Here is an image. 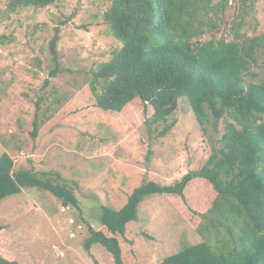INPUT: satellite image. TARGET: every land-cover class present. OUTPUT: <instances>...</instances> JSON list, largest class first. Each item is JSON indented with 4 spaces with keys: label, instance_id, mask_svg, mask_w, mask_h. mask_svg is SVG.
I'll list each match as a JSON object with an SVG mask.
<instances>
[{
    "label": "rangeland",
    "instance_id": "1",
    "mask_svg": "<svg viewBox=\"0 0 264 264\" xmlns=\"http://www.w3.org/2000/svg\"><path fill=\"white\" fill-rule=\"evenodd\" d=\"M111 1L58 0L9 13L8 0H0V156L8 154L16 171H56L75 182L80 206L65 207L32 188L0 201V248L22 264H114L101 245L90 253L84 245L88 226L101 224V207L121 209L145 180L170 185L199 171L224 133L223 120L217 126L211 121L205 131L183 101L165 136L159 135L163 123L147 128L145 120L153 113L148 107L144 114L140 101L119 114L96 107L94 73L120 48L105 19ZM204 1L210 8L201 41L242 43L264 34V0ZM57 27L62 71L44 87L54 66L49 43ZM263 79L260 49L245 81ZM37 102L52 117L33 139ZM197 225L202 222L186 218L166 196L148 197L140 205L139 220L128 226L136 236L139 264L204 242Z\"/></svg>",
    "mask_w": 264,
    "mask_h": 264
},
{
    "label": "trees",
    "instance_id": "2",
    "mask_svg": "<svg viewBox=\"0 0 264 264\" xmlns=\"http://www.w3.org/2000/svg\"><path fill=\"white\" fill-rule=\"evenodd\" d=\"M56 1L8 0L7 11L45 8ZM227 1L222 0L223 5ZM209 8L204 0H112L105 12L109 34L120 48L94 73L96 107L119 114L140 101L144 114L148 107L152 110L145 120L150 131L164 124L160 136L174 126L168 121L179 101L188 104L205 131L211 121L215 126L225 123L218 147L199 171L170 185L145 180L121 209L101 207V224L98 229L88 226L84 245L89 253L92 246L101 245L114 264H139L136 236L128 226L139 220L141 203L156 194L166 196L186 218L191 215L202 222L196 227L206 240L159 261L150 258L148 264H264V79L245 81L258 51L264 49V34L242 43L224 38L203 42V18ZM59 41L57 27L49 43L54 66L44 87L62 71ZM51 117L39 102L35 104L33 139ZM25 188L80 209L75 182L56 171H16L4 153L0 201ZM0 264L22 263L0 248Z\"/></svg>",
    "mask_w": 264,
    "mask_h": 264
}]
</instances>
